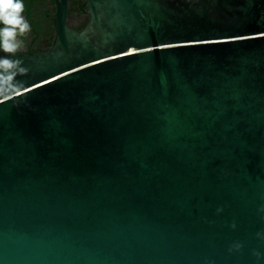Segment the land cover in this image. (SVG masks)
<instances>
[{"label":"water","instance_id":"1","mask_svg":"<svg viewBox=\"0 0 264 264\" xmlns=\"http://www.w3.org/2000/svg\"><path fill=\"white\" fill-rule=\"evenodd\" d=\"M0 50V264H264V0H86Z\"/></svg>","mask_w":264,"mask_h":264},{"label":"flooded vegetation","instance_id":"2","mask_svg":"<svg viewBox=\"0 0 264 264\" xmlns=\"http://www.w3.org/2000/svg\"><path fill=\"white\" fill-rule=\"evenodd\" d=\"M66 23L76 29L85 27L89 20L86 10V0H67ZM24 19L30 26V31L18 35L20 50H36L52 46L56 36L57 0H23ZM3 27V25H0Z\"/></svg>","mask_w":264,"mask_h":264},{"label":"clouds","instance_id":"3","mask_svg":"<svg viewBox=\"0 0 264 264\" xmlns=\"http://www.w3.org/2000/svg\"><path fill=\"white\" fill-rule=\"evenodd\" d=\"M23 0H0V50L15 54L20 47L18 35L30 31V26L24 19ZM27 69L19 60L8 56L0 57V97L12 94L22 84L16 80L19 75L25 74Z\"/></svg>","mask_w":264,"mask_h":264}]
</instances>
